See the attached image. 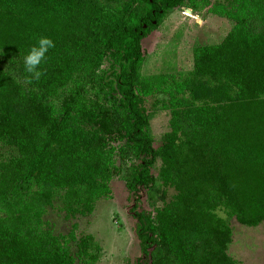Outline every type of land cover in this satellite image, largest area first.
<instances>
[{
    "label": "trees",
    "instance_id": "obj_1",
    "mask_svg": "<svg viewBox=\"0 0 264 264\" xmlns=\"http://www.w3.org/2000/svg\"><path fill=\"white\" fill-rule=\"evenodd\" d=\"M180 8L233 26L193 49L192 71L144 76V40ZM40 37L55 47L26 83ZM157 96L171 118L155 148L145 100ZM0 145L17 154L0 161V264H96L100 246L74 221L115 178L136 221L134 264H236L229 220L264 222V0H0ZM55 202L66 233L45 220Z\"/></svg>",
    "mask_w": 264,
    "mask_h": 264
},
{
    "label": "rangeland",
    "instance_id": "obj_2",
    "mask_svg": "<svg viewBox=\"0 0 264 264\" xmlns=\"http://www.w3.org/2000/svg\"><path fill=\"white\" fill-rule=\"evenodd\" d=\"M223 2L224 0H210ZM233 23L205 11L196 12L180 8L169 13L157 30L144 40L145 62L142 68L144 76L160 74H184L193 69L192 51L205 45L220 44L230 31ZM3 68L16 75V67L4 63ZM162 97H150L145 100L148 111L153 113L150 128L154 139V147L161 144L162 136L170 131V114L159 107L154 109L153 103ZM120 145H117V147ZM17 154L14 149L0 145V161L13 158ZM135 162L133 159L122 161L117 157V166L128 169ZM160 162L156 164L153 174H158ZM111 197L101 199L95 206L92 215L77 217L78 235H91L101 251L96 264H134L140 257V242L136 237V221L128 215L131 206L128 200V190L121 178H115L111 184ZM175 192L168 189L166 202L170 201ZM162 203L158 200L156 205ZM60 204L55 202L49 209L45 220L52 226L54 232L66 233L69 225L62 219L59 212ZM142 208L153 212L146 197L142 199ZM227 219L223 212H218ZM233 230L232 243L228 253L236 264H264V222L256 228L240 226L235 220H229Z\"/></svg>",
    "mask_w": 264,
    "mask_h": 264
},
{
    "label": "clouds",
    "instance_id": "obj_3",
    "mask_svg": "<svg viewBox=\"0 0 264 264\" xmlns=\"http://www.w3.org/2000/svg\"><path fill=\"white\" fill-rule=\"evenodd\" d=\"M54 47L55 43L51 38L40 37L37 43L30 48L23 58L25 71L30 74L25 78L26 83H31L33 80L39 81L44 75L41 65L45 61L48 51Z\"/></svg>",
    "mask_w": 264,
    "mask_h": 264
}]
</instances>
